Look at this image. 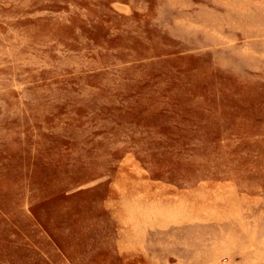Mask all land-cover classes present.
<instances>
[{
    "label": "rangeland",
    "instance_id": "obj_1",
    "mask_svg": "<svg viewBox=\"0 0 264 264\" xmlns=\"http://www.w3.org/2000/svg\"><path fill=\"white\" fill-rule=\"evenodd\" d=\"M0 264H264V0H0Z\"/></svg>",
    "mask_w": 264,
    "mask_h": 264
}]
</instances>
